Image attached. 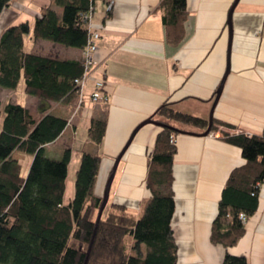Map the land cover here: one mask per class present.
I'll use <instances>...</instances> for the list:
<instances>
[{
  "label": "crops",
  "instance_id": "1",
  "mask_svg": "<svg viewBox=\"0 0 264 264\" xmlns=\"http://www.w3.org/2000/svg\"><path fill=\"white\" fill-rule=\"evenodd\" d=\"M51 4L52 0H12L0 12V34L12 25L27 23L26 52L81 61L82 49L33 38L35 20ZM159 5L160 0H113L108 16L106 3L94 1L91 24L100 37L95 42L97 50L84 101L80 106L75 100L49 103L47 114L67 120V126L45 152L49 159L60 160L65 150L70 151L65 204L73 197L83 151L100 157L94 195L101 198L115 161L123 153L108 202L139 216L150 198L145 186L147 160L160 133L157 125H141L164 104L208 122L223 82L212 111L215 130L202 136L205 130L182 126L186 134L176 137L172 167L177 264H221L226 250L210 243L211 225L230 173L244 160L240 149L220 137L222 133L253 135L264 130V0H186L185 36L178 46L166 41ZM55 9L61 14V8ZM95 80L104 82L102 96L106 101L90 100ZM22 84L20 102L12 97L13 90L0 92L10 94L6 103L20 104L40 118L38 99L26 95L23 79ZM104 118L103 142L90 143L87 131L91 120ZM12 158L24 159L19 152ZM31 161L30 156L26 174ZM244 228L243 237L228 249L229 254L245 257L248 264H264V182L257 210Z\"/></svg>",
  "mask_w": 264,
  "mask_h": 264
},
{
  "label": "trees",
  "instance_id": "2",
  "mask_svg": "<svg viewBox=\"0 0 264 264\" xmlns=\"http://www.w3.org/2000/svg\"><path fill=\"white\" fill-rule=\"evenodd\" d=\"M12 0H0V12ZM91 0H52L35 20L33 38L64 47L83 49L88 33L82 16ZM55 7L61 8V14ZM166 41L178 46L185 36L186 0H160ZM110 12H108L109 16ZM27 23L12 25L0 34V89H16L23 79L26 95L38 99L37 118L20 104L0 102V264H83L95 230L92 212L101 197L94 195L100 157L83 151L74 180V194L64 203L70 151L60 160L46 156L45 147L64 131L67 120L47 114L49 103L75 100V81L83 75L81 61H60L24 50ZM163 126L147 160L145 186L150 198L139 216L108 202L96 227L87 264H177L178 247L172 227L175 211L172 167L176 137L182 126L206 130L208 122L164 104L151 117ZM107 120L92 119L87 131L90 143L103 142ZM215 124V121H214ZM226 126V125H225ZM229 127V126H228ZM232 128V127H229ZM215 130L213 125L211 132ZM220 140L241 151L244 164L234 169L221 192L212 222L210 243L226 252L221 264H248L233 256L248 221L258 207L264 182V130L247 135L222 133ZM14 152L32 157L26 175L14 160Z\"/></svg>",
  "mask_w": 264,
  "mask_h": 264
},
{
  "label": "built area",
  "instance_id": "3",
  "mask_svg": "<svg viewBox=\"0 0 264 264\" xmlns=\"http://www.w3.org/2000/svg\"><path fill=\"white\" fill-rule=\"evenodd\" d=\"M94 1L91 0L89 10L82 16L85 22V27L88 33V38L85 47L82 49L81 63L83 66V75L80 79L76 80L75 83L79 89V106L84 101V89L87 87L89 80L91 79L92 69L94 66V55L97 50L95 42L99 39L100 35L92 30L91 20L94 14L95 6ZM106 3L107 11L110 12L113 6V0H103ZM104 90V82L102 80H95L93 84V92L90 96V100L93 103L106 101V98L102 96ZM240 220L243 224L247 222L246 218L241 215Z\"/></svg>",
  "mask_w": 264,
  "mask_h": 264
},
{
  "label": "water",
  "instance_id": "4",
  "mask_svg": "<svg viewBox=\"0 0 264 264\" xmlns=\"http://www.w3.org/2000/svg\"><path fill=\"white\" fill-rule=\"evenodd\" d=\"M233 8L234 7H232V9L230 10V14H231ZM228 25H229V28H230V22H229ZM222 84H223V82L220 84L219 88L217 89L216 97L214 99V102H213V105H212V109H211V113H210V116H209V119H208V126H207V129L202 134V136H207L211 132V128H212V125H213V121H212V111H213L214 107L216 106V104L218 102V99L220 97L221 90H222ZM147 124H154V125H157V126H163L161 123L155 122L151 118L148 119V120H146L141 126H144V125H147ZM122 154L123 153H121L117 157V159L115 161V165H114V167L112 169V172H111L110 177L108 179V182L106 184L105 191H104L103 197H102V202H101V205L99 207V210H98V213H97V217H96V221H95V230H94L92 239L90 241V244L88 246V249H87V252H86V257H85V260H84V263L83 264H87V262H88L89 254H90V251H91V248H92V244H93V240H94V237H95L96 227L98 226V223L101 220L102 214H103V212H104V210H105V208H106V206L108 204L109 194H110V189H111L112 181H113L114 175L116 173L117 166H118V163H119V161L121 159Z\"/></svg>",
  "mask_w": 264,
  "mask_h": 264
},
{
  "label": "rangeland",
  "instance_id": "5",
  "mask_svg": "<svg viewBox=\"0 0 264 264\" xmlns=\"http://www.w3.org/2000/svg\"><path fill=\"white\" fill-rule=\"evenodd\" d=\"M21 85H22V86H21ZM22 87H23L22 79H20V81H19V83H18L16 89H14V90L11 92V93H13L12 97H14V98H15L17 101H19V102H20V100H21L20 95H21V91H22V89H23ZM9 91H10V90H9ZM85 96H86V95H85ZM7 97H11L10 94H7V93H1V92H0V102H1L3 105L6 103V99H7ZM15 99H13V100H15ZM194 116H195V115H194ZM1 122H2V119H0V124H1ZM19 154L22 155V156L24 157V159H21V160H20V163H21V165H22V172H23V174L25 175V174H26V172H25V168H26V165L28 164V161H29L30 156H29V155H26V154H23V153H20V152H19ZM112 189H113V186H112ZM146 201H147V200H145V202H146ZM145 202H144L143 205H142V210H143V206H144ZM96 214H97V211H93V212H92V217L94 218Z\"/></svg>",
  "mask_w": 264,
  "mask_h": 264
},
{
  "label": "bare ground",
  "instance_id": "6",
  "mask_svg": "<svg viewBox=\"0 0 264 264\" xmlns=\"http://www.w3.org/2000/svg\"><path fill=\"white\" fill-rule=\"evenodd\" d=\"M98 32V31H97Z\"/></svg>",
  "mask_w": 264,
  "mask_h": 264
}]
</instances>
